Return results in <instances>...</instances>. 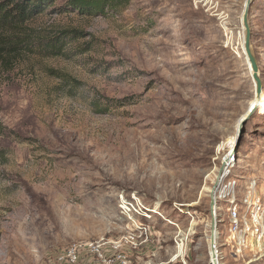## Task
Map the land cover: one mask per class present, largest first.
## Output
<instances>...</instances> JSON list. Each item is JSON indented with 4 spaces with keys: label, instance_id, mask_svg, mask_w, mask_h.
I'll list each match as a JSON object with an SVG mask.
<instances>
[{
    "label": "rangeland",
    "instance_id": "374dc122",
    "mask_svg": "<svg viewBox=\"0 0 264 264\" xmlns=\"http://www.w3.org/2000/svg\"><path fill=\"white\" fill-rule=\"evenodd\" d=\"M247 1L131 0L84 16L55 0L0 28L8 46L33 50L0 55V264H209L208 189L223 158L264 191V0L247 16L260 93ZM65 30L84 35L48 55ZM121 194L165 219L138 228ZM220 253L264 264L248 249Z\"/></svg>",
    "mask_w": 264,
    "mask_h": 264
},
{
    "label": "built area",
    "instance_id": "2783aa9c",
    "mask_svg": "<svg viewBox=\"0 0 264 264\" xmlns=\"http://www.w3.org/2000/svg\"><path fill=\"white\" fill-rule=\"evenodd\" d=\"M233 161L231 154L223 158L222 174L217 178L216 188L210 192V200H215L218 241L210 244L213 253L209 264H222V247H227L236 256H242L247 249L264 255V191L256 180L243 183L242 177L232 175ZM120 196L122 213L131 215L138 228L147 231L151 227L147 222L151 219H165L160 211L148 208L136 195L132 194L130 198ZM223 224L226 232L221 233L218 227ZM77 251L75 246L67 253L72 262L76 261Z\"/></svg>",
    "mask_w": 264,
    "mask_h": 264
},
{
    "label": "trees",
    "instance_id": "16d2710c",
    "mask_svg": "<svg viewBox=\"0 0 264 264\" xmlns=\"http://www.w3.org/2000/svg\"><path fill=\"white\" fill-rule=\"evenodd\" d=\"M55 0H0V28L21 26L47 8L53 7ZM131 0H64L62 10H73L84 16L105 15L109 11H117L130 4ZM79 30H65L47 40L46 51L49 55H62L67 41L83 37ZM0 36V55L3 52L16 53L22 49L31 48L27 43L17 42L8 46ZM98 107V102L94 104ZM9 136L6 128L0 123V137Z\"/></svg>",
    "mask_w": 264,
    "mask_h": 264
},
{
    "label": "water",
    "instance_id": "95a60500",
    "mask_svg": "<svg viewBox=\"0 0 264 264\" xmlns=\"http://www.w3.org/2000/svg\"><path fill=\"white\" fill-rule=\"evenodd\" d=\"M250 1L251 0L247 1V5H246V8H245V13H244V19H243L245 27L247 28V37L245 39V52L247 54V57L249 59V62L251 63V67L253 69V78L258 83V90L257 91H258V93H260V91H261V79L259 77V70H258L257 64L255 62V59H254L253 54H252L251 49H250V32H249L248 25H247V16H248V9H249V6H250ZM221 174H222V168L219 171V176ZM216 186H217V182L214 184L212 191L216 188ZM214 207H215V200H214V198H211V200H210V209H211V214H212L211 215V223H212V233H211L212 237H211V240H212V245L215 243V231H216V218H215V213H214Z\"/></svg>",
    "mask_w": 264,
    "mask_h": 264
},
{
    "label": "bare ground",
    "instance_id": "6f19581e",
    "mask_svg": "<svg viewBox=\"0 0 264 264\" xmlns=\"http://www.w3.org/2000/svg\"><path fill=\"white\" fill-rule=\"evenodd\" d=\"M252 76H253V73H252ZM261 102V99L259 98V96H257L256 98H255V101L253 102V105H257V104H259ZM212 189H213V187H211V188H209L208 189V191L209 192H212ZM156 207H158V206H156ZM217 234H218V232L217 231H215V242H217L218 240H217ZM211 237H212V235H211ZM211 237H210V243L212 244V240H211ZM177 250H178V254L176 255V258H178V257H180V256H182L183 254H184V243H182V244H179V246L177 247ZM211 253H213L212 251H211Z\"/></svg>",
    "mask_w": 264,
    "mask_h": 264
}]
</instances>
